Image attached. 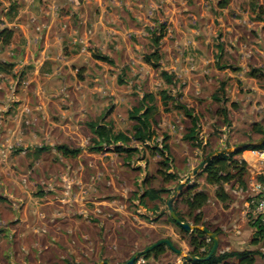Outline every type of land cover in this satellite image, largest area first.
I'll list each match as a JSON object with an SVG mask.
<instances>
[{
	"label": "rangeland",
	"instance_id": "rangeland-1",
	"mask_svg": "<svg viewBox=\"0 0 264 264\" xmlns=\"http://www.w3.org/2000/svg\"><path fill=\"white\" fill-rule=\"evenodd\" d=\"M254 1V9L249 0H232L220 9L219 0H122L125 13H104L102 20L119 33L112 28L108 38L109 28L102 25L97 32L93 25L74 32L65 28L70 43L48 40V49L54 58L60 54L68 63L45 61L34 74L21 31L7 25L16 16L14 6L24 7L27 0H0V30L14 29L18 39L15 44H0V63L9 65L8 71L0 70V264H117L161 239H169L183 252L179 238L187 237L168 220L166 208L177 185L205 153L263 138L253 125L264 131V27L259 25H264V0ZM161 26L165 35L159 44L160 67L155 69L144 62V56L154 50L152 33L157 35ZM42 29L35 28L38 39L44 37ZM42 43L44 38L34 41L36 50L30 47V52H39ZM95 54L109 61L97 60ZM46 69L57 72L41 76ZM161 71L175 75L173 87L163 84ZM161 90L171 97L179 94V101L197 118L196 140L185 138L191 120L171 104L165 109ZM215 92L221 103L213 100ZM149 93L155 96L157 108L151 119V140L146 145L134 140L124 145L136 148L131 156L116 151L120 142L91 151L89 124L107 111L102 123L114 134L131 138L135 124L131 112ZM221 106L226 118L218 111ZM163 142L170 152L167 172L177 177L172 182L157 174L159 162L168 157L165 151V156L159 155ZM57 144L81 152L65 157L54 149ZM245 151L250 157L252 149ZM253 177L249 171L243 199L232 195L238 202L232 218H239L242 202L255 196L249 185ZM196 181L214 193L200 183L204 175ZM144 182L148 187L163 186L169 193L162 195L161 202L141 203ZM176 208L190 219L183 203ZM216 208L205 209L204 214L216 216ZM246 210L245 236L236 249L250 247L254 216L252 208ZM261 247L263 255L256 257V264H264ZM185 254L168 248L154 263L179 264Z\"/></svg>",
	"mask_w": 264,
	"mask_h": 264
},
{
	"label": "trees",
	"instance_id": "trees-1",
	"mask_svg": "<svg viewBox=\"0 0 264 264\" xmlns=\"http://www.w3.org/2000/svg\"><path fill=\"white\" fill-rule=\"evenodd\" d=\"M231 1L232 0H219L217 6L220 9L226 8L229 6ZM249 5L252 9H254L256 3L254 0H249ZM152 35L154 50L150 54L144 56V62L151 65L153 68L158 69L160 67L159 61L161 59L159 44L161 39L165 35L164 26L160 27V31L157 35L155 33H152ZM17 40V35L14 29L3 28L2 30H0L1 45L15 44ZM218 48L220 50V47ZM94 58L101 61H109L107 57L101 55L95 54ZM223 67L224 66H220L219 68ZM0 70L8 71L9 65L0 63ZM160 76L163 80V84L167 88L173 87L175 85L176 77L174 74L168 73L166 71H161ZM223 89L224 83L222 82L220 84L219 90L223 91ZM159 95L162 101V105L165 107V109H168V105L171 104L174 109L179 110L186 117L190 118L192 126L188 130L185 138L189 140H196L195 127L197 124V118L193 117L191 111L179 101L178 98L180 95L177 94L176 97H171L166 90H161L159 92ZM212 98L218 103L222 102L221 96L218 95V92L213 93ZM154 101L155 96L153 94H144L141 100V106L138 108H134L131 112L132 119L135 120V124L133 125V135L131 138L123 133L114 134L111 127H108L107 124L102 123L104 115L108 114L109 112L106 111L107 113L105 112L104 115L96 118L94 122L89 124L90 130L93 134V138L91 140V151H101L103 144L109 145L117 144L118 142H120L121 145L116 146V151L124 152L128 156H131V154L136 151V148L125 147L124 145L128 144L131 140L139 142L142 145H146L145 142L147 140H151L152 137V132L150 131L151 119L157 112ZM221 105H223V103ZM140 111H142V113H140ZM218 111L226 118V110L224 107L221 106ZM253 131L263 135L264 137V131L259 124L253 125ZM41 149H38L36 151L40 152ZM54 149L65 157H75L81 152L79 148H71L66 144H57L54 146ZM247 149L264 150V144L259 146H249L244 150ZM155 150H157V148H155ZM244 150H237L227 154H220L215 156L213 159L207 162L202 171L195 175L194 181L191 182L190 180H188L183 184L177 197L175 198L173 202V210L175 214L181 221L189 222L190 220L192 224L197 227L190 233H187L182 230L170 218V216H168V220L175 227L179 228V232L181 233V235L187 237L186 241L189 246L188 255L204 257L208 254L211 248L212 240L210 239L209 242L206 241L207 235L203 230H201L202 227L209 229L210 231L215 233L217 237L221 233V230L219 228L212 227L203 220V207L206 205L209 199V193L205 187L200 188L196 179L199 176L204 175L205 184L216 186V189L214 190L216 199L224 205L230 203L232 201V195L224 189L225 184L229 185L233 190L241 189L243 192H247L248 190V165L246 161L241 157L237 158V156L241 155ZM163 151H165L168 157L166 159H162L161 162H159V165H161V167L157 170V174H159L165 182L175 181L177 180L176 175L174 173L167 172L169 170L168 160H170L168 144H163V150H160L159 155L165 156L163 154ZM205 154L207 156V154L209 153ZM146 178L148 182V175L146 176ZM263 178L264 170L261 174H257L255 176V180L257 182L263 181ZM147 182H144L145 184L143 185V193L139 197L141 203H143L144 200H148L151 202H161L162 195L169 193V190L163 186L155 188L148 187V185L146 184ZM256 198V196L246 198L249 207L252 209L254 208V204L256 203ZM178 202H181L186 206L187 216L190 219H186L180 214V212H178L176 208V204ZM252 228H254V233L250 241L249 248L240 251H229L222 253L216 251V253L207 261H189L186 257H183L179 264H256V257L259 255H263L259 250V247H264V223L260 220L259 217L254 218V222H252ZM167 249L168 247L166 245L161 244L153 248L152 250L139 255L133 264H155L154 261H156L163 253H165ZM138 259H141V261L138 262ZM103 262H107V264H113L108 261ZM103 262L100 264H106ZM125 262H127V260L117 264H123Z\"/></svg>",
	"mask_w": 264,
	"mask_h": 264
},
{
	"label": "crops",
	"instance_id": "crops-1",
	"mask_svg": "<svg viewBox=\"0 0 264 264\" xmlns=\"http://www.w3.org/2000/svg\"><path fill=\"white\" fill-rule=\"evenodd\" d=\"M120 1L122 0H27V4L22 6H14L15 11H13V14L16 16L13 17V21H9L7 25L13 26L21 31V34L23 37V40L27 47H25L26 52V58H29L30 64L33 63V69L34 74L38 73L40 70V67L43 65V63L46 61L47 63L53 64V60L56 59L58 63L65 65L68 63V60L66 57L61 56L60 54L54 55L52 52H50V48L48 49V44L50 41H53V44L59 45V43H70V38H68L67 34H65V28L68 30H75V31H81L88 28L91 29V26L93 25L96 32L98 31L99 25H102L103 27L109 28V36L112 34V28L113 31L119 33V31L116 30V28L111 27L110 25L105 26L102 22L104 17V13L113 15V12H124L122 9V5H120ZM94 5H93V4ZM126 10L127 6L124 5ZM109 10V11H108ZM118 14V13H117ZM117 15L116 17H118ZM113 18L111 17V19ZM109 20H107L109 22ZM261 25V28L264 27L263 23L259 24ZM263 25V26H262ZM36 26H42V32L44 33V37L38 36L37 38V32L35 31ZM92 26V27H93ZM123 27H120L122 29ZM73 30V32H74ZM106 31V30H105ZM103 31V32H105ZM99 32H101L99 30ZM42 34V33H41ZM108 34V33H107ZM114 35V34H113ZM117 35V34H116ZM101 36V35H100ZM44 38V47L39 50V52H30V47L36 50V48L33 47V42H42V38ZM79 37V35H78ZM78 37H73V40H76ZM91 39V35H90ZM107 39V38H106ZM105 39V40H106ZM50 40V41H48ZM52 49V48H51ZM53 51V50H52ZM40 54L38 58H33V56ZM37 57V56H36ZM59 64V65H60ZM60 68V67H58ZM57 69V68H56ZM44 73L41 74V76H47L51 77L53 73H56L57 71L54 70L53 73L50 72V70L46 69V71H43ZM60 75V73H59ZM63 75V74H62ZM65 76V74L63 75ZM62 76V77H63ZM248 151H245L244 153H241V158L244 159L248 165V169L251 172V174H255V176L262 172L264 170V160H260L252 153V151H249L251 156H246L245 153ZM255 157H253V156ZM257 173V174H256ZM254 179V177H253ZM252 179V180H253ZM252 181H250L249 185ZM199 184V182H197ZM204 183V182H200ZM213 191L216 189V186L207 185ZM224 189L229 192L231 195H235L237 199L241 198L243 199V191L239 189L238 191H234L230 188L229 185L225 184ZM241 192V193H240ZM242 194V195H241ZM209 199L206 203V205L203 207V212L205 209L211 208L214 206L217 210L216 216L212 214H204L203 220L207 222V224L211 225L212 227L219 228L221 230V233L219 234L218 238V248L217 251L222 252H229V251H240L246 248H240L236 249L235 245L240 247L242 246L243 238L245 236V231L243 228V225L247 221H245L244 213L245 209L249 207L247 200L243 201V208L240 212L239 218L233 217L231 214V211L233 207H236L238 202H236L233 198L232 201L226 205L221 203L219 200L216 199L214 193H209ZM214 212V213H215ZM219 213V214H218ZM225 219V220H224ZM192 224V223H191ZM193 225V224H192ZM254 231L251 233L253 236ZM171 235H175L174 232H171ZM176 236V235H175ZM179 245L183 248L184 253H188L189 246L187 244L186 239L179 238ZM172 240H176L173 238ZM249 248V247H247ZM182 252V253H183Z\"/></svg>",
	"mask_w": 264,
	"mask_h": 264
},
{
	"label": "water",
	"instance_id": "water-1",
	"mask_svg": "<svg viewBox=\"0 0 264 264\" xmlns=\"http://www.w3.org/2000/svg\"><path fill=\"white\" fill-rule=\"evenodd\" d=\"M264 144V137L261 138L260 140H258L257 142H249V143H244V144H240L235 146L232 150H228V149H223L221 151L215 152V153H211L208 154L200 163L199 165L194 168L191 172V174L189 176H187L184 180V182H181L177 185L176 188V192L167 200L166 203V208L167 211L169 213L170 218L185 232L190 233L192 230H194L195 228H197L194 225L189 224L188 222H183L179 219V217L175 214L174 210H173V202L175 200V198L177 197L181 187L183 186L184 183H186L189 178L191 176H195L197 173H199L200 171H202V169L205 167V165L207 164L208 161H210L211 159H213L215 156L220 155V154H227L233 151H237V150H244L246 147L249 146H259ZM201 230L204 231V233L212 240V244H211V248L208 252V254L204 257H198V256H190L188 254H185L184 257H186L189 261H207L209 260L217 251L218 248V238L215 235V233H213L212 231H210L207 228L202 227ZM164 244L166 245L170 250H172L173 252H175L178 255L183 254L181 250L176 249L172 243L170 242L169 239H161L158 240L154 243H152L150 246H148L145 250L143 251H139L135 256H133L130 260H128L127 262L123 263V264H133L137 257L145 252H148L150 250H152L153 248ZM102 263V262H101ZM106 263L107 262H103ZM100 264V263H97Z\"/></svg>",
	"mask_w": 264,
	"mask_h": 264
},
{
	"label": "built area",
	"instance_id": "built-area-1",
	"mask_svg": "<svg viewBox=\"0 0 264 264\" xmlns=\"http://www.w3.org/2000/svg\"><path fill=\"white\" fill-rule=\"evenodd\" d=\"M252 153L260 160H264V150H252ZM261 173L262 172L258 174ZM250 186L252 187L250 189L251 192L257 197L254 208L252 209V215L254 216V218L259 217L260 220L264 223V178L261 182H257L254 178ZM206 241H210V238L208 236ZM260 249L264 251V247H261Z\"/></svg>",
	"mask_w": 264,
	"mask_h": 264
}]
</instances>
